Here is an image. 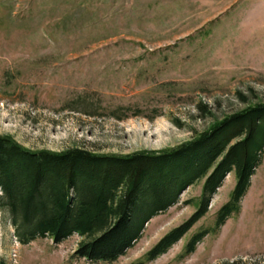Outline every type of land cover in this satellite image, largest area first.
Masks as SVG:
<instances>
[{"label": "rangeland", "instance_id": "rangeland-1", "mask_svg": "<svg viewBox=\"0 0 264 264\" xmlns=\"http://www.w3.org/2000/svg\"><path fill=\"white\" fill-rule=\"evenodd\" d=\"M198 102L215 117L264 103V0H0V136L34 150L160 151L210 125ZM255 169L239 212L215 229L235 185L230 172L206 214L146 264H264V157ZM202 185L183 190L110 263L74 257L77 234L20 244L0 211V259L136 262L196 211ZM200 230L209 233L184 254Z\"/></svg>", "mask_w": 264, "mask_h": 264}, {"label": "trees", "instance_id": "trees-1", "mask_svg": "<svg viewBox=\"0 0 264 264\" xmlns=\"http://www.w3.org/2000/svg\"><path fill=\"white\" fill-rule=\"evenodd\" d=\"M239 96L242 104L248 102ZM195 106L199 117L210 118V125L186 143L160 151L120 155L78 147L34 150L0 136V211L16 240L28 244L50 238L55 244L77 234L74 257L110 263L138 241L154 216L178 203L183 190L203 180L196 211L161 237L143 259L130 263L146 264L206 214L212 194L233 172L230 198L217 210L219 229L240 211V201L264 157V103L248 104L222 117H215L202 102ZM208 233H195L184 254L193 253Z\"/></svg>", "mask_w": 264, "mask_h": 264}]
</instances>
